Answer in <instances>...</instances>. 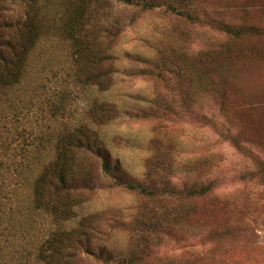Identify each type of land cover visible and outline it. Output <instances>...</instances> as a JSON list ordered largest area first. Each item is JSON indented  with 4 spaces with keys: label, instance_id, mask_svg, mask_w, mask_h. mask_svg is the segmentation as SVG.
Here are the masks:
<instances>
[{
    "label": "rangeland",
    "instance_id": "obj_1",
    "mask_svg": "<svg viewBox=\"0 0 264 264\" xmlns=\"http://www.w3.org/2000/svg\"><path fill=\"white\" fill-rule=\"evenodd\" d=\"M166 1L139 10L119 0H0L1 34L26 17L40 33L21 82L0 98V122L49 132L50 142L81 124L119 165L111 177L86 161L89 188L66 224L25 208L18 219L16 209L1 214L0 264H264V55L225 68L230 87L226 112L219 110L216 81L200 62L226 36L208 19L192 23L165 10ZM187 1L210 20L264 28V0ZM81 7L80 37L100 56L88 68L75 62L60 24ZM250 43L230 41L229 50ZM147 175L163 199L128 186H145ZM208 183L207 193L187 194ZM59 223L77 231L64 240L68 256L42 247L46 262L33 242Z\"/></svg>",
    "mask_w": 264,
    "mask_h": 264
},
{
    "label": "trees",
    "instance_id": "obj_2",
    "mask_svg": "<svg viewBox=\"0 0 264 264\" xmlns=\"http://www.w3.org/2000/svg\"><path fill=\"white\" fill-rule=\"evenodd\" d=\"M119 1L125 8H137L139 10L159 6L155 4L154 0ZM166 2L164 4L165 10L180 15L192 23H200L208 19L210 26H214L226 36L224 41L217 42L218 45L214 46V49L206 51L200 62L203 63L206 60L204 68L216 81L213 82V96L217 101L218 109L226 112L225 89L227 86L230 87V84L223 76V72L236 58L242 59L241 57L246 58L250 55H255L258 58L263 57L264 39L260 41L263 43L255 44H258L256 42L263 38L264 28L248 24L231 25L210 20L207 12L195 6L194 8L187 0H176L175 4L168 0ZM83 13L82 7L81 10L73 8L60 24L66 37L72 41L75 62L81 68L83 66L88 68L90 64L97 62L100 56L99 52L95 53L91 50L88 41H84L80 37L81 30L85 27V22L81 20ZM9 28L8 34L0 33V98L5 97L21 82L27 69L29 57L40 35L37 21L31 17H26L25 20L18 21ZM102 31L107 35L110 28L105 27ZM243 37L253 38L254 43L231 52L229 50L230 41ZM107 51L102 55V58H109ZM253 72H255V68ZM105 108L109 109L108 106ZM205 119L206 117L202 115L201 120ZM17 124L13 123L12 126L6 128V125L0 122V217L6 210L16 209L15 214L18 219V213L23 209L20 212L23 214L25 208V213L31 214L34 218L38 215L50 217L66 224L76 216L77 208L75 206L82 202L81 193L89 188L88 169L90 166L86 165L87 160H92L93 163L98 164L104 175L112 177L119 172V165L117 163L111 164L110 155L103 149L102 145H98L91 132H88V129L81 124L67 131L59 132L52 142L48 137L49 132L35 134L32 130L18 129ZM260 126H264V123H261ZM220 132L232 143L240 146L235 133L232 134L228 129ZM26 140L31 142L23 144ZM41 141L47 144L45 146L38 145ZM258 171L259 178L262 180L264 163H260ZM147 177L148 175L145 186L127 184L147 197L157 200L163 199L148 183ZM210 188L211 184L208 183L196 190H188L187 194L203 195ZM173 192L172 190L168 193ZM25 219L22 217V220ZM65 224L59 223L58 227L50 230L46 237H42L38 242H33L37 249L35 256L49 262L45 260L42 254V247L51 248V253H55L57 257L68 256L69 246L64 243V240L70 238V232L77 230L68 229ZM78 244L81 245V241H78Z\"/></svg>",
    "mask_w": 264,
    "mask_h": 264
}]
</instances>
